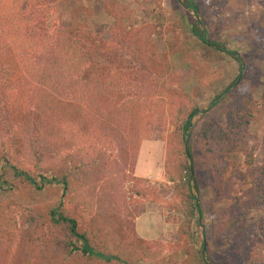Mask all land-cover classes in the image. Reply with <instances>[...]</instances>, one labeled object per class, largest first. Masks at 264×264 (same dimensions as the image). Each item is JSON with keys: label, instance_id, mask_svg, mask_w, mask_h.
I'll return each mask as SVG.
<instances>
[{"label": "trees", "instance_id": "16d2710c", "mask_svg": "<svg viewBox=\"0 0 264 264\" xmlns=\"http://www.w3.org/2000/svg\"><path fill=\"white\" fill-rule=\"evenodd\" d=\"M49 1L0 0V164L12 175L4 184L56 197L52 206L0 210V222L5 213L19 218L13 231L5 233L0 225V264H176L157 254L164 247L173 260L186 251L189 228L179 230L177 243L142 240L136 232V220L144 213L139 211L151 204L167 213L185 207L191 216L201 215L192 192L201 193L198 156L204 155L214 173L217 156L233 154L231 146L249 124L252 105L234 104L223 126L207 122L196 139L190 132L186 139L201 111L171 84L150 43L131 41L141 31H127L118 23L117 47L102 51L85 41L97 38L91 31L51 29L57 8ZM185 6L198 13L193 0ZM200 26L194 24L192 33L202 46L240 65L241 75L232 84L237 88L248 69L244 56L209 40ZM114 52L120 54V65L110 60ZM170 54L184 52L173 45ZM199 68L192 72L203 85ZM153 100L166 102L174 128L166 140L169 201L159 194L164 187L135 176L144 105ZM218 103L219 97L210 110Z\"/></svg>", "mask_w": 264, "mask_h": 264}, {"label": "rangeland", "instance_id": "374dc122", "mask_svg": "<svg viewBox=\"0 0 264 264\" xmlns=\"http://www.w3.org/2000/svg\"><path fill=\"white\" fill-rule=\"evenodd\" d=\"M193 1L198 7L197 14L185 6L188 0H50V3L54 2L57 14L50 18L49 24L51 29L59 25L93 32L97 38H86L85 41L102 48V51L117 47L114 36L118 33V23L127 31H141L131 41L141 45L150 43L166 68L168 80L181 87V91L191 97L201 111L189 130L193 140L207 122L223 126L226 112L234 104L241 103V107L248 103L252 105L249 124L243 127L231 146L236 151L217 156L214 173L204 155L198 156V166L202 170L199 173L201 193L192 192L195 201L200 200L202 214L191 216L182 206L179 213L162 212L165 223L169 225L167 233L157 210L150 209L136 220V230L142 240L167 244L177 243L179 230L185 233L189 228L187 235L184 234L186 251L174 256L173 260L164 247L157 254L176 264H264V0ZM199 23L207 31L209 40L222 43L244 56L248 69L242 72H246V78L237 88L232 84L241 75L240 65L231 57L216 54L201 45L192 33V26H199ZM106 43L108 48H105ZM173 45L184 54H170ZM112 55L110 60L114 65H120V54L114 52ZM122 65V69L128 65L125 58ZM194 66L200 67L198 73L201 76L205 75L203 85H198L192 72ZM98 72L95 70V74ZM217 97L218 105L210 110ZM144 108L139 154L146 159L136 164L135 171L159 175L145 180L152 187H164L159 194L169 201L173 196L168 192L172 187V176L166 140L174 128L166 102L148 101ZM204 111L207 112L202 113ZM185 138L189 139L187 132ZM144 144H148L150 150L146 147V153L144 149V154H141ZM11 178L10 172L0 164V210L42 208L56 203L52 192H36L30 187L14 190L4 184ZM125 191L129 192V184ZM147 205L140 209L139 215L145 212ZM2 217L0 225L5 233L13 231L19 223V218L14 220L11 214L5 213ZM124 224L127 228V223ZM163 236L165 238L161 240ZM147 263L156 264L152 261Z\"/></svg>", "mask_w": 264, "mask_h": 264}, {"label": "crops", "instance_id": "0c3cea01", "mask_svg": "<svg viewBox=\"0 0 264 264\" xmlns=\"http://www.w3.org/2000/svg\"><path fill=\"white\" fill-rule=\"evenodd\" d=\"M153 146H155V145H153ZM146 147H147V149L148 150H150V147H149V145L147 144H144L143 146H142V148H141V154H142V152H143V154H144V149H145V153H146ZM157 147V146H156ZM162 148H163V150H164V146L162 145ZM158 150H159V147H158ZM139 156H140V158L138 159L139 160V163H138V161H137V164H140L142 161H144L146 158H145V156L143 155V157L144 158H142L141 157V155L139 154ZM137 166V165H136ZM137 168V167H136ZM144 172L145 171H143V173L142 174H139L138 173V169H137V172L135 171V176L137 177V178H141V179H147V178H154V177H157V176H159V175H157L156 173H152V172H148V173H146V174H144ZM160 174V173H159ZM156 207V208H155ZM150 209L151 210H153V209H156L157 210V213L159 214V216L161 217V219H162V221L164 222V224H165V228H166V230H167V228H168V224H166L165 223V221H164V219H163V215H162V212H163V210H162V207L161 206H159V205H151V204H148L147 206H146V208H145V212L143 213V214H145L146 212L148 213L149 211H150ZM142 214V215H143ZM141 215V216H142ZM140 216V217H141ZM138 219V218H137ZM136 232H137V230H136ZM167 233H169V230H167ZM167 233L165 234V236L167 235ZM165 236H163V237H161L160 239L162 240L163 238H165ZM146 241V240H145Z\"/></svg>", "mask_w": 264, "mask_h": 264}, {"label": "water", "instance_id": "95a60500", "mask_svg": "<svg viewBox=\"0 0 264 264\" xmlns=\"http://www.w3.org/2000/svg\"><path fill=\"white\" fill-rule=\"evenodd\" d=\"M190 129H191V127H190ZM190 129H189V130H190ZM188 132H189V131H188ZM188 132H187V134H188ZM186 137H187V136H186ZM186 148H187V141H186ZM192 180H193V178L191 177V180H190V181L192 182Z\"/></svg>", "mask_w": 264, "mask_h": 264}]
</instances>
